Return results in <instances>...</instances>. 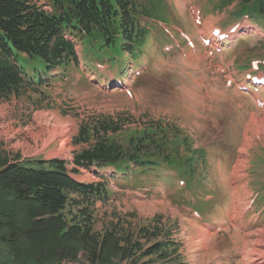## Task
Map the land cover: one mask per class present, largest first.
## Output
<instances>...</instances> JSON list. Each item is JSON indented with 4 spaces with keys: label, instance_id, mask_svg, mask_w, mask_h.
Instances as JSON below:
<instances>
[{
    "label": "rangeland",
    "instance_id": "374dc122",
    "mask_svg": "<svg viewBox=\"0 0 264 264\" xmlns=\"http://www.w3.org/2000/svg\"><path fill=\"white\" fill-rule=\"evenodd\" d=\"M164 2L168 23H150L140 56L86 61L84 43L73 39L78 65L0 98V161L62 159L76 181H105L109 199L95 204L96 232L109 222L144 226L160 218L181 244L184 264H264V85L246 77L264 75V66H251L264 65V25L235 14L239 0L223 8L220 0ZM212 28L228 37L216 42ZM108 118L122 130L107 135L124 145L143 124L172 133L177 141L164 151L180 159L186 136L202 151L199 185L170 177L175 170L124 177L95 166L71 171L73 155L86 147L73 141L80 126ZM110 252L98 264H126Z\"/></svg>",
    "mask_w": 264,
    "mask_h": 264
},
{
    "label": "trees",
    "instance_id": "16d2710c",
    "mask_svg": "<svg viewBox=\"0 0 264 264\" xmlns=\"http://www.w3.org/2000/svg\"><path fill=\"white\" fill-rule=\"evenodd\" d=\"M46 1L50 10L35 0H0V98L78 65L75 39L84 43V60L114 62L125 54L141 55L152 21L168 23L164 0ZM234 1L220 0L218 7ZM238 5L236 14L264 25V0ZM97 123L81 125L74 137L86 147L73 155L71 171L90 166L123 175L175 170L199 185L203 173L196 164L202 151L191 148L186 136L179 139L187 149L180 159L176 150L164 151L178 137L156 124H143L124 145L107 135L122 130L117 120ZM66 165L56 158L0 161V264H98L110 251L126 264H184L181 244L160 218L144 226L109 222L96 232L95 204L108 201L106 182L76 181Z\"/></svg>",
    "mask_w": 264,
    "mask_h": 264
},
{
    "label": "bare ground",
    "instance_id": "6f19581e",
    "mask_svg": "<svg viewBox=\"0 0 264 264\" xmlns=\"http://www.w3.org/2000/svg\"><path fill=\"white\" fill-rule=\"evenodd\" d=\"M251 120V119H250ZM261 121V120H260ZM255 123V122H254ZM254 123L252 122V123H250L251 125L253 124L254 125ZM257 128V127H256ZM252 129V128H251ZM256 131V130H255Z\"/></svg>",
    "mask_w": 264,
    "mask_h": 264
}]
</instances>
